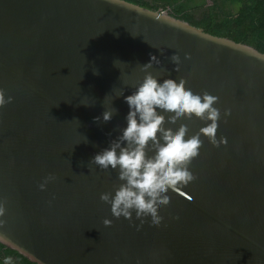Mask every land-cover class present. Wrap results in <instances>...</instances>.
<instances>
[{"label": "water", "instance_id": "water-1", "mask_svg": "<svg viewBox=\"0 0 264 264\" xmlns=\"http://www.w3.org/2000/svg\"><path fill=\"white\" fill-rule=\"evenodd\" d=\"M150 53L159 63L142 69ZM145 71L217 96L227 141L201 134L194 179L151 226L111 215L99 193L121 181L90 159L118 136ZM0 88L12 97L0 106V243L36 264H264V52L128 0H0ZM105 108L111 119L94 120ZM163 114L187 135L206 123Z\"/></svg>", "mask_w": 264, "mask_h": 264}, {"label": "clouds", "instance_id": "clouds-1", "mask_svg": "<svg viewBox=\"0 0 264 264\" xmlns=\"http://www.w3.org/2000/svg\"><path fill=\"white\" fill-rule=\"evenodd\" d=\"M184 58L188 59L187 53ZM179 59L176 53L171 55L175 69L178 68ZM116 61L113 63L116 64ZM153 61L159 63L157 57L150 53L149 60L140 67L148 69ZM93 72H96L95 68ZM123 99L128 105L124 126L115 139L90 158L101 169H115L121 181L113 186L111 192L99 193V199L109 205L113 217L122 215L131 222L134 212L140 224L145 222L146 217L150 226L157 225L162 219L158 209L169 202V190L194 179L188 164L198 154L201 134L214 146L227 142L225 137L217 140L216 136L217 121L221 115L216 106L218 97L206 91L194 92L185 86L183 78L165 77L158 81L151 72L145 71L134 89L123 95ZM11 100L12 97L6 96L4 89L0 88V106ZM113 111L105 108L93 119L108 121ZM164 112L170 113L167 117L169 123H175L182 116H195L206 123L197 132L187 135V125L184 123L175 130L164 127ZM228 114L230 109L225 108L224 115ZM83 140L87 142L86 137ZM149 142L154 149L151 154L146 152ZM54 179V173H49L37 186L44 189ZM4 212V203L0 200V216ZM111 222L108 217L102 218L104 225ZM136 226L139 227V224Z\"/></svg>", "mask_w": 264, "mask_h": 264}, {"label": "trees", "instance_id": "trees-1", "mask_svg": "<svg viewBox=\"0 0 264 264\" xmlns=\"http://www.w3.org/2000/svg\"><path fill=\"white\" fill-rule=\"evenodd\" d=\"M175 17L212 34L248 43L264 52V0H128ZM154 1V2H152ZM198 10V12H196ZM0 264H36L0 243Z\"/></svg>", "mask_w": 264, "mask_h": 264}, {"label": "rangeland", "instance_id": "rangeland-1", "mask_svg": "<svg viewBox=\"0 0 264 264\" xmlns=\"http://www.w3.org/2000/svg\"><path fill=\"white\" fill-rule=\"evenodd\" d=\"M194 2H197V3H200L201 1H203V0H193ZM206 2H207V4H209L210 3V0H205ZM152 2H154V1H152ZM164 10H167L168 11V8H166V9H164ZM196 12H198V10H196Z\"/></svg>", "mask_w": 264, "mask_h": 264}]
</instances>
